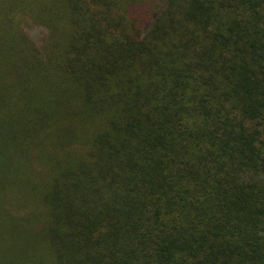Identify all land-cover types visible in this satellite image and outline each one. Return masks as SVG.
Segmentation results:
<instances>
[{
	"label": "trees",
	"instance_id": "16d2710c",
	"mask_svg": "<svg viewBox=\"0 0 264 264\" xmlns=\"http://www.w3.org/2000/svg\"><path fill=\"white\" fill-rule=\"evenodd\" d=\"M0 264H264V0H0Z\"/></svg>",
	"mask_w": 264,
	"mask_h": 264
}]
</instances>
